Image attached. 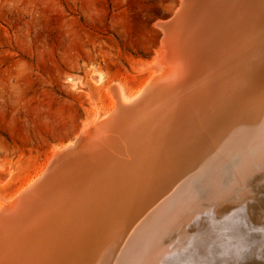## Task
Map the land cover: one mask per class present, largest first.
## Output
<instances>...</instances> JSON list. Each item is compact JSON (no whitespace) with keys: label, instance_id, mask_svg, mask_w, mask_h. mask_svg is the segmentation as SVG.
<instances>
[{"label":"bare ground","instance_id":"bare-ground-1","mask_svg":"<svg viewBox=\"0 0 264 264\" xmlns=\"http://www.w3.org/2000/svg\"><path fill=\"white\" fill-rule=\"evenodd\" d=\"M181 20L163 28L149 84L113 89L106 117L56 149L76 147L53 173L50 159L0 203V217L17 214L0 218V264H242L254 252L264 0H189Z\"/></svg>","mask_w":264,"mask_h":264},{"label":"rangeland","instance_id":"rangeland-1","mask_svg":"<svg viewBox=\"0 0 264 264\" xmlns=\"http://www.w3.org/2000/svg\"><path fill=\"white\" fill-rule=\"evenodd\" d=\"M179 1L0 0V203L14 200L90 121L106 117L113 89L129 97L149 84L159 26ZM246 187L249 212L261 221L242 264H264V177Z\"/></svg>","mask_w":264,"mask_h":264},{"label":"water","instance_id":"water-1","mask_svg":"<svg viewBox=\"0 0 264 264\" xmlns=\"http://www.w3.org/2000/svg\"><path fill=\"white\" fill-rule=\"evenodd\" d=\"M193 2V1H192ZM188 3H189V0H181V1H179V4H178V6H177V9L175 10V12L172 14V16H170L169 18H167L166 20H164V23H162L160 26H159V28H165V29H169V28H172V27H174L175 25H178V23H180L182 20H181V18L183 17V15H184V10L186 9V6H188ZM188 8V7H187ZM183 14V15H182ZM72 149H76V147L74 146L73 148H68V149H66L64 152H61V153H58L57 154V157H55V159H53L52 160V162H51V164H50V166L48 167L49 169V171L48 172H50V173H53V168L55 167V166H57V165H59V163L65 158V154H67L68 152H70V150H72ZM45 179H40L34 186H33V188L34 187H36V186H39V184L41 183H43V181H44ZM40 184V185H41ZM31 191V190H30ZM26 195V194H25ZM24 195V196H25ZM26 197V196H25ZM24 197V198H25ZM28 201H26V198L23 200V201H19L18 203H19V205H20V203H27ZM14 210V209H13ZM10 214H8V215H6V216H2L1 215V217L0 218H3V219H5V218H14V217H16L17 216V214H14V212L13 211H11V212H9ZM23 215L21 214V216L20 217H22ZM19 217V218H20Z\"/></svg>","mask_w":264,"mask_h":264}]
</instances>
